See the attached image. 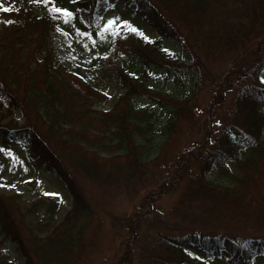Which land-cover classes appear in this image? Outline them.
Listing matches in <instances>:
<instances>
[{"label": "trees", "instance_id": "trees-1", "mask_svg": "<svg viewBox=\"0 0 264 264\" xmlns=\"http://www.w3.org/2000/svg\"><path fill=\"white\" fill-rule=\"evenodd\" d=\"M116 2L129 12L126 21L145 35L153 30L156 38L121 32V52L110 35L104 48L80 44L76 35L98 32ZM2 3L11 11L0 10V141L3 147L16 143L37 171L63 183L71 208L55 226L50 227V218L29 226L24 217L36 204L22 213L14 196L0 194V244L9 243L23 264H81L96 215L81 182L103 193L133 195L144 189L153 180L151 164L180 127L197 126L201 91L210 95V110L223 104L240 78L244 85L215 139L205 124L197 149L193 142L179 154L170 180L148 194L144 209L122 229L112 222L123 239L114 264H205L187 254L189 247L201 252L203 261L218 257L224 264H260L264 0ZM53 5L73 16L66 23ZM227 57L240 63L215 75L212 64ZM109 85L121 92L107 111L98 110L95 105L103 103L98 90ZM16 111L24 123L13 119ZM194 162L197 173L187 177ZM185 178L169 217L154 214L153 198ZM44 201L52 217L58 203ZM0 264L16 263L0 253Z\"/></svg>", "mask_w": 264, "mask_h": 264}, {"label": "rangeland", "instance_id": "rangeland-1", "mask_svg": "<svg viewBox=\"0 0 264 264\" xmlns=\"http://www.w3.org/2000/svg\"><path fill=\"white\" fill-rule=\"evenodd\" d=\"M128 15L129 12L123 10L122 3L116 2L115 8L106 12L104 16L106 20L98 31L99 33L92 31L88 35L78 33L76 38L82 45H89L91 48L97 46L99 49L108 45V35H110V40L112 39L113 43L118 45V50L121 52L124 48L121 32L119 35H111L103 29L109 19L119 17L121 20H127ZM127 35L132 34L129 32ZM146 35L152 39L156 38L155 32L151 29L146 30ZM237 63H240V60L233 57H227L221 61L217 60L212 64V71L216 75L225 71L227 66L231 68ZM259 80L260 83L264 84V71ZM243 85L244 81L242 79H235L234 90L227 94L223 104L212 107L210 110H208L210 95L205 93V90L201 91L197 99L198 112L195 111L194 113V116H198L197 118H199V122H196L197 126L193 129L186 127V125L180 127L177 135L162 150L158 162L151 164L150 174L153 176V180L144 189L133 195H126L121 191L103 193V189H98L87 181L81 182V187L86 197L91 200L96 213L86 235L85 240L88 247L84 252L81 264H114L121 257L120 255L123 251L122 234L116 233L111 229L114 226L112 222H116L118 230L121 227L124 228L125 223L131 217L144 209L146 204L145 199L148 197V194L152 193L158 184H162L165 180H170L173 166L179 161V154L188 150L194 144L193 142H195L194 149H197L205 126L210 127V132H212L211 141L215 139L224 127V118L230 112L234 100ZM167 86L169 85L167 84ZM98 91L99 100L103 103L96 104L95 108L103 111H107L112 106L121 92L115 85L105 86ZM13 119L18 124L24 123V118L20 111L14 113ZM0 149H3V151H0V194L6 197L14 196L15 202L22 213L25 212L28 206L36 204L37 207L34 212L25 215V224L29 226H35L39 222L44 224L49 220L48 218L51 219L50 227L59 224L71 208V198L63 183L50 172L37 171L26 159L22 148L16 143H9L6 147H3L0 141ZM9 151L11 155L8 154ZM198 166V162L192 163L191 172L187 174V177L190 174L197 173ZM206 178L211 179L212 177L211 175H206ZM215 180L216 177L214 178ZM185 181H187V178L178 186L173 187L174 185H172L168 190L160 193L163 196H155L153 198L154 203L152 206L154 214L157 213L158 215L169 217L170 209L185 190ZM46 192L59 193V196L45 195ZM47 198H54L58 203L55 211L54 209L52 210L54 211L52 217L51 212L47 213L46 211L49 204L44 200ZM0 253L7 255L8 260H12L16 264H23V260L17 256L9 243L0 244ZM187 254L191 258H197L201 263L218 264L220 262L224 264L218 257H214L212 260L203 258V261L201 259L203 254L191 247L187 248ZM256 260L260 264H264V256H260ZM133 264H136L135 260Z\"/></svg>", "mask_w": 264, "mask_h": 264}, {"label": "snow or ice", "instance_id": "snow-or-ice-1", "mask_svg": "<svg viewBox=\"0 0 264 264\" xmlns=\"http://www.w3.org/2000/svg\"><path fill=\"white\" fill-rule=\"evenodd\" d=\"M29 2L30 3H45V4H47V3H49V0H29ZM0 10L6 11V12L11 11V6H5L2 3V0H0ZM52 11H54L56 13H60L65 18L66 23L73 16V13L71 11L64 9V8L55 7L54 5L52 6ZM5 23H9V21H5ZM103 30L110 33L111 35H119L120 32H131L133 34L140 35L146 41L150 40V38L148 36H146L138 28H136L135 26L130 24L129 21L121 20L119 17L109 19L105 23ZM84 35H88V34L84 33ZM163 51L166 53L169 52L168 49H164ZM0 151H3V149H0ZM8 154L11 155L10 151ZM45 195L58 197L59 193H47L46 192ZM190 255H191V253H190Z\"/></svg>", "mask_w": 264, "mask_h": 264}]
</instances>
